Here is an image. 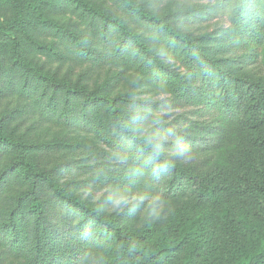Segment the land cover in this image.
Segmentation results:
<instances>
[{
	"label": "trees",
	"instance_id": "obj_1",
	"mask_svg": "<svg viewBox=\"0 0 264 264\" xmlns=\"http://www.w3.org/2000/svg\"><path fill=\"white\" fill-rule=\"evenodd\" d=\"M25 1L31 13L39 12L40 0ZM186 1L196 3L193 9L175 14L179 15L176 25L187 19L181 23L182 30L156 16L142 15L166 35L144 31L143 37L135 38L137 52L119 55L121 69L134 75L131 89L137 85L140 94L162 96L163 101L149 103L154 111L144 114L147 124L129 134L133 147L121 153L126 157H121L120 165H112L116 170L102 168L101 172L105 184L121 189L118 195L135 194L162 206L165 228L156 235L157 228L147 226L141 216L132 218L129 226L119 225L94 205L68 195L49 170L37 169L31 160L32 153L46 146L11 139L0 125V146L14 154L7 171L19 177L10 186L6 172L7 190L2 194L0 189V264L9 258L17 264H264V0ZM62 2L64 7L71 6L67 0ZM47 6L54 12L60 9L54 3ZM72 11L84 27L83 12L105 18L89 5ZM212 16L224 24L212 32H200L201 24ZM130 18L136 21L131 26L141 27L134 14ZM195 22L200 23L195 28L199 33L187 36ZM42 25L40 29L54 23ZM32 27L35 31L36 26ZM11 40L16 50L14 35ZM153 66L162 71L157 73ZM3 71L0 65L5 79L3 85L0 80V94L6 89L18 97H33L13 66L8 73ZM100 90L85 94L69 89L66 102L50 97L46 103L48 95L42 92L32 108L62 123L64 132L80 115L87 117L89 109L92 116L85 118L83 127V133L90 134L87 143L103 157L119 159L116 149L124 148L120 138L124 121L136 116L127 117L119 107L127 106L128 93L105 99ZM178 104L191 108L190 113L175 117L179 123L157 111L159 106L171 110ZM62 110L72 117L65 119ZM186 150L201 154V161L184 164ZM39 184L45 185L51 201L40 198ZM14 185L28 187L9 213L3 206ZM52 203L63 210V221L54 225L48 221L57 215ZM96 228L110 237L106 248L95 239Z\"/></svg>",
	"mask_w": 264,
	"mask_h": 264
},
{
	"label": "rangeland",
	"instance_id": "obj_2",
	"mask_svg": "<svg viewBox=\"0 0 264 264\" xmlns=\"http://www.w3.org/2000/svg\"><path fill=\"white\" fill-rule=\"evenodd\" d=\"M40 1L39 12L33 14L27 9L25 0H0V65L4 68L3 73H8L13 66L19 80L27 82V93L33 94L31 98L28 95L18 97L14 92L2 89L0 125L4 133L11 139H17L27 144L45 145L46 147L32 153L31 160L37 169L49 170L55 183L62 185L68 195L88 205H94L99 211L114 218L122 226H129L132 218L141 216L147 226L157 228L156 235L160 234L167 224L161 221L162 206L158 205L155 200L145 202V199H140L135 194L129 197L118 195L121 189L116 188V190L113 188L114 186L110 187L105 184V178L101 175L102 168L116 170L112 165H120L124 159L121 157H126L121 153L133 147L132 141L129 140V134L136 133L138 127L143 123L147 124L148 116L144 114L147 111H154L149 103L163 101L162 96L151 98L149 94H140V87L137 85L134 86L135 89H131L129 82L134 78V75L124 73L121 69L123 66L119 65V55L127 57L126 54L130 51L137 52L138 49L134 41L137 37H143L144 31L150 32L153 36L162 35L164 37L166 35L160 27L145 20L142 15L156 16L163 19L166 24L178 27L179 24L176 25L175 21L179 15L175 14L193 9V3L196 2L192 3L186 0H76L78 3H73L67 0V4H71V6L64 7L65 4L62 0ZM201 1L206 2V0ZM48 3L58 5L59 11L54 12L48 8ZM83 5H89L94 10H98L105 18L103 16L96 17L90 12H83L87 16V24L84 27L80 22L79 15L72 11L73 8L77 6L81 8ZM133 14L138 18L141 27L131 26V24H136L135 18H130ZM216 14L215 12L213 15ZM43 22L46 24L53 22L54 26L46 25L45 29H40ZM186 22L187 19L184 18L181 23ZM221 24H224L223 20L212 16L211 19L209 18L201 24V27L204 28H201L200 32H212ZM32 25L36 26L35 31H33ZM196 27L199 28L200 23L195 22L193 28L187 29L188 32L185 34L197 35L199 31L195 30ZM12 35L19 45L16 50L11 40ZM212 40H215V37H212ZM49 46H53L52 49H49ZM120 46H122L121 49ZM17 53H19V60ZM164 61L168 64L174 62L170 59H164ZM153 68L156 72L162 71L157 70L154 66ZM135 75L137 76V74ZM0 80L3 85L5 79L1 75ZM99 88L101 90L98 94L105 99H112L121 93H128L127 106L122 103L119 107L127 117L136 116L124 121L125 127L122 128L120 136L121 145L124 148L116 149L120 156L119 159L103 157L92 151L90 144L87 143L90 134L83 133V127L87 124V119L92 116L89 109L86 112L87 117L85 118L87 119L80 115L76 123L68 127L65 126L64 132L62 123L52 121L44 112L32 108L34 101L42 92H46L48 95L47 99L43 100L45 103L50 97H58L62 102H66L69 89L86 94ZM161 108L159 106L157 110H161L159 114L168 115L167 119L172 121L178 115L191 112V108L179 104L171 110ZM209 113L210 110L207 115ZM60 115L65 116V119L72 117L70 112L66 113L63 110ZM175 121L179 123L176 119ZM93 134L98 135L97 132ZM57 143L70 146L65 149L51 146ZM144 143H148V141L145 140ZM167 150L168 153H173L172 146L168 145ZM177 154L179 155V153ZM13 159V152L6 146H0V189H2V194L7 190L4 184L6 172L9 177L8 185L11 186L19 180L14 172L7 171ZM201 159V154L190 153L186 150L183 152L181 160L184 164L195 165ZM39 185L40 198L43 201H51L52 196L46 191L45 185ZM27 187L14 185L15 189L8 201H5L3 209L9 213L12 212L16 206L15 201L24 195ZM53 205L57 215L53 216L54 219L48 217V221L52 225L63 221L62 207L57 204ZM141 206H143L142 209ZM24 209L25 205L20 210ZM59 229L64 230L65 228L59 226ZM94 231L96 232L95 239L103 242V244L99 243V246L106 248L105 245L109 243L110 237L98 228ZM4 264L17 263H11L9 258V261Z\"/></svg>",
	"mask_w": 264,
	"mask_h": 264
}]
</instances>
